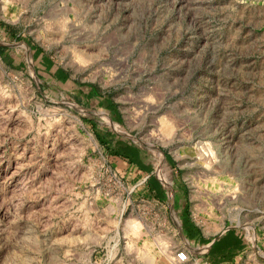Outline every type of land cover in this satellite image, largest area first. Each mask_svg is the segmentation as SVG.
<instances>
[{
    "label": "rangeland",
    "instance_id": "rangeland-1",
    "mask_svg": "<svg viewBox=\"0 0 264 264\" xmlns=\"http://www.w3.org/2000/svg\"><path fill=\"white\" fill-rule=\"evenodd\" d=\"M104 125L264 264V0H0V264H204Z\"/></svg>",
    "mask_w": 264,
    "mask_h": 264
},
{
    "label": "crops",
    "instance_id": "crops-1",
    "mask_svg": "<svg viewBox=\"0 0 264 264\" xmlns=\"http://www.w3.org/2000/svg\"><path fill=\"white\" fill-rule=\"evenodd\" d=\"M57 68L58 66L52 71L56 79L60 75ZM70 80L72 81L70 78L67 81ZM84 93V99L91 102V105L100 103L99 108L102 112L111 115L118 113L117 105L108 95H105V91L98 87H85ZM115 132L105 125L101 127V131H98L100 141L108 150L109 156L116 158L121 166L130 167L137 176L143 177V183L153 201L160 203L167 212L174 211L180 214L181 229L188 241L184 248L192 256L198 255L204 264H236L248 253L247 239L240 229L227 226L212 236L206 225L194 219L192 197L178 192L173 199L171 198L167 185L159 175V166L153 160L152 152H147L135 145H128ZM165 158L171 160L169 153H166ZM162 164L167 166L166 168L174 178H179L181 168L179 164L175 166L172 161Z\"/></svg>",
    "mask_w": 264,
    "mask_h": 264
},
{
    "label": "built area",
    "instance_id": "built-area-1",
    "mask_svg": "<svg viewBox=\"0 0 264 264\" xmlns=\"http://www.w3.org/2000/svg\"><path fill=\"white\" fill-rule=\"evenodd\" d=\"M172 260L176 263H185L189 261L190 253L187 249H178L175 251L174 255L172 256Z\"/></svg>",
    "mask_w": 264,
    "mask_h": 264
}]
</instances>
